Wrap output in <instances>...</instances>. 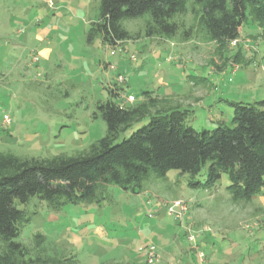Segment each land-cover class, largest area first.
I'll list each match as a JSON object with an SVG mask.
<instances>
[{
	"label": "rangeland",
	"instance_id": "rangeland-1",
	"mask_svg": "<svg viewBox=\"0 0 264 264\" xmlns=\"http://www.w3.org/2000/svg\"><path fill=\"white\" fill-rule=\"evenodd\" d=\"M100 14L101 0H0L1 154L87 152L107 136L98 105L109 100H155L152 115L187 111L184 125L197 132L233 127L238 104L264 100V25L252 17L237 41L220 44L200 25L201 7L190 3L175 18V37L148 38L146 15L123 22L137 40L113 47L101 35L89 42ZM209 166L196 177L151 171L139 193L111 186L102 204L59 213L33 198L16 241L43 264H264V190L234 201L227 175L206 186ZM37 235L45 237L40 246Z\"/></svg>",
	"mask_w": 264,
	"mask_h": 264
},
{
	"label": "trees",
	"instance_id": "trees-1",
	"mask_svg": "<svg viewBox=\"0 0 264 264\" xmlns=\"http://www.w3.org/2000/svg\"><path fill=\"white\" fill-rule=\"evenodd\" d=\"M190 3L201 7L200 25L220 44L237 41L248 16L264 25V0H101L100 18L91 25L89 42L96 35L113 47L137 40L123 22L146 15L150 17L145 29L148 38H173L180 31L175 18L184 14ZM154 103H100L107 136L75 157L39 159L0 153V264L45 262L16 241L27 221L23 207L33 198L46 203L53 213L66 205H100L108 199L111 186L136 194L151 171L163 178L171 170L196 177L207 164L206 186L227 175L234 201L250 202L263 192L264 100L238 104L233 127L201 132L184 125L187 111L159 110L152 115ZM146 117H150L147 126L116 144L122 133ZM35 239L40 246L45 237L37 235Z\"/></svg>",
	"mask_w": 264,
	"mask_h": 264
},
{
	"label": "built area",
	"instance_id": "built-area-1",
	"mask_svg": "<svg viewBox=\"0 0 264 264\" xmlns=\"http://www.w3.org/2000/svg\"><path fill=\"white\" fill-rule=\"evenodd\" d=\"M5 121L8 124L11 123V119L8 116H5ZM178 206H179V204H178ZM154 251H155L154 248H150L149 256H150L151 261L154 260V258H155V252Z\"/></svg>",
	"mask_w": 264,
	"mask_h": 264
}]
</instances>
